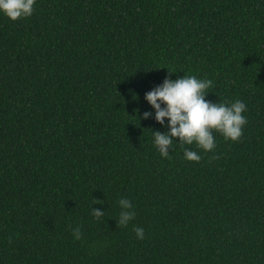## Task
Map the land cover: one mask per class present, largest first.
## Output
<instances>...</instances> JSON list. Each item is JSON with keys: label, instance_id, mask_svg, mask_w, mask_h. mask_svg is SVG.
Wrapping results in <instances>:
<instances>
[{"label": "trees", "instance_id": "16d2710c", "mask_svg": "<svg viewBox=\"0 0 264 264\" xmlns=\"http://www.w3.org/2000/svg\"><path fill=\"white\" fill-rule=\"evenodd\" d=\"M183 75L247 106L237 140L213 130L214 150L183 146L199 161L176 140L162 157L151 130L166 128L141 118L144 93ZM0 264H264V0H35L29 17L0 14Z\"/></svg>", "mask_w": 264, "mask_h": 264}, {"label": "clouds", "instance_id": "9594fccd", "mask_svg": "<svg viewBox=\"0 0 264 264\" xmlns=\"http://www.w3.org/2000/svg\"><path fill=\"white\" fill-rule=\"evenodd\" d=\"M35 0H0V14L11 20L26 18L32 15ZM171 73V72H170ZM211 81L193 75H183L176 79L166 76L161 83L144 93V100L150 110L144 111L141 118H152L165 131L151 130L152 144L159 154L169 157L173 140L180 143L183 158L199 161V153L184 145L195 144L203 151H212L216 146L213 130L224 139L235 141L242 135L243 126L247 123L243 113L246 104L239 99L225 102H211L205 99ZM178 138V140L176 139ZM120 208L118 224L128 225L136 215L134 205L127 197L118 200ZM95 218L104 215L103 209L91 208ZM138 239L144 238V229L134 227ZM74 238H80V228L73 229Z\"/></svg>", "mask_w": 264, "mask_h": 264}]
</instances>
